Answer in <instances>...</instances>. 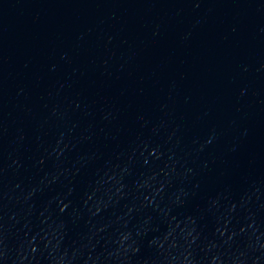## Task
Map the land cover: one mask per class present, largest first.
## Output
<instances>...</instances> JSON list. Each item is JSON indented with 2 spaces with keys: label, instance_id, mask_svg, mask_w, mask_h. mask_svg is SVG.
<instances>
[{
  "label": "water",
  "instance_id": "1",
  "mask_svg": "<svg viewBox=\"0 0 264 264\" xmlns=\"http://www.w3.org/2000/svg\"><path fill=\"white\" fill-rule=\"evenodd\" d=\"M0 264H264V0H0Z\"/></svg>",
  "mask_w": 264,
  "mask_h": 264
}]
</instances>
